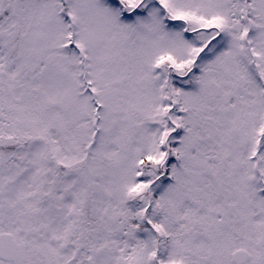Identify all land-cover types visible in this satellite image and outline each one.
<instances>
[{"label":"snow or ice","instance_id":"1","mask_svg":"<svg viewBox=\"0 0 264 264\" xmlns=\"http://www.w3.org/2000/svg\"><path fill=\"white\" fill-rule=\"evenodd\" d=\"M0 264H264V0H0Z\"/></svg>","mask_w":264,"mask_h":264}]
</instances>
